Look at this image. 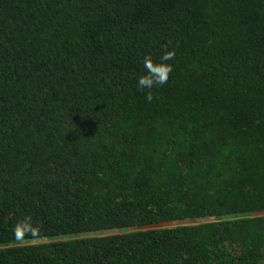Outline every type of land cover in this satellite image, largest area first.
<instances>
[{
  "label": "trees",
  "instance_id": "obj_1",
  "mask_svg": "<svg viewBox=\"0 0 264 264\" xmlns=\"http://www.w3.org/2000/svg\"><path fill=\"white\" fill-rule=\"evenodd\" d=\"M0 264H264V0H0Z\"/></svg>",
  "mask_w": 264,
  "mask_h": 264
},
{
  "label": "clouds",
  "instance_id": "obj_2",
  "mask_svg": "<svg viewBox=\"0 0 264 264\" xmlns=\"http://www.w3.org/2000/svg\"><path fill=\"white\" fill-rule=\"evenodd\" d=\"M175 52L165 49L159 60H153L149 55H145L143 60L144 73L137 80L138 88L152 89L155 86H163L168 83L170 74L173 71V61ZM150 93L147 94V99L151 100Z\"/></svg>",
  "mask_w": 264,
  "mask_h": 264
}]
</instances>
